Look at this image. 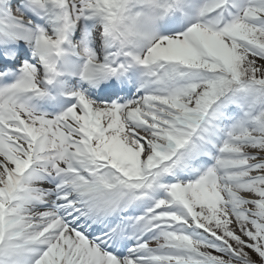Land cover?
I'll return each instance as SVG.
<instances>
[{
    "label": "snow or ice",
    "instance_id": "snow-or-ice-1",
    "mask_svg": "<svg viewBox=\"0 0 264 264\" xmlns=\"http://www.w3.org/2000/svg\"><path fill=\"white\" fill-rule=\"evenodd\" d=\"M0 264H264V0H0Z\"/></svg>",
    "mask_w": 264,
    "mask_h": 264
}]
</instances>
